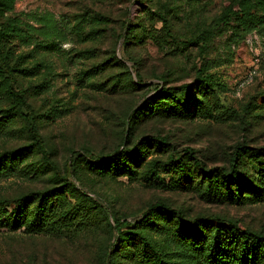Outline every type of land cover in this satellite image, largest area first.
I'll list each match as a JSON object with an SVG mask.
<instances>
[{"label":"rangeland","instance_id":"1","mask_svg":"<svg viewBox=\"0 0 264 264\" xmlns=\"http://www.w3.org/2000/svg\"><path fill=\"white\" fill-rule=\"evenodd\" d=\"M0 26L13 91L26 97L44 151L61 175L73 162L72 186L52 216L40 224L27 217L16 229L0 224V264H150L133 236L120 251L113 228L115 219L139 222L153 205L174 215L158 213L139 231L169 262L195 263L182 221L233 223L264 237V156L246 154L264 155V0H12ZM200 79L210 86L203 113L152 101L188 84L200 101ZM8 91L0 72L8 122L0 165L30 146L0 175V201L12 203L61 183ZM121 150L137 158L131 170L83 162ZM236 151L242 196L248 184L263 191L240 202L207 188L194 165L227 169Z\"/></svg>","mask_w":264,"mask_h":264},{"label":"trees","instance_id":"2","mask_svg":"<svg viewBox=\"0 0 264 264\" xmlns=\"http://www.w3.org/2000/svg\"><path fill=\"white\" fill-rule=\"evenodd\" d=\"M12 0H0V10L11 4ZM239 12H245V9L241 8ZM232 15H238L232 11ZM127 30V28H126ZM132 30H129L127 34H130ZM6 36L3 29L0 26V72L5 76L9 85L8 94L16 100V103L21 109H24L25 113L23 119L30 124L29 136L32 141V145L36 146L41 154L44 164L54 171L55 177L60 181L61 186L58 189H50L42 191L40 193H31L26 196H22L12 203H5L0 201V224L20 228L22 223L26 221L27 217L37 224L42 223L49 216H52L55 203L58 199L68 192V186L72 184L68 179L73 175V162L67 165L64 171V175H61L57 171L55 165L50 161L48 154L43 149V143L37 128L32 124V110L28 104L26 97L13 91L12 86L15 84L16 77L12 74V69L6 62V56L4 53L2 38ZM201 86L199 89L200 101H196L192 97L193 87L188 84L181 87L179 90L161 89L152 101L161 104L162 101H167V108L170 110H177L178 112L190 113L196 110L197 113H203L207 109L205 105L206 98L209 95L210 86L205 80L198 81ZM171 106V107H170ZM173 107V108H172ZM172 108V109H171ZM136 112H133V116ZM7 115L0 117V127H4L7 121L4 118ZM131 118V117H130ZM30 146L13 150L5 154L4 163L0 165V175L8 168L7 163L12 164L18 161L22 156L26 155ZM239 150V149H238ZM249 159L257 162L264 155H260L259 151L250 150L246 151ZM240 152L236 151L232 160L230 161L228 168H216L206 170L202 163L198 160H194V165L198 166L201 170L203 179L207 183V188H211L219 196L226 197L230 201L240 202L242 200H250L251 195H255L256 191L262 194V190H258V187H251L249 184L245 188L244 196L242 183L240 181L239 173V158ZM135 158V159H134ZM137 161V158L132 156L127 150H121L109 157L106 160H98L95 157H89L83 162L87 163L92 169L99 172L103 170H110V172L116 171L121 165L131 170L129 163L131 161ZM170 164L174 166H181L182 161L170 159ZM249 188V192L247 191ZM75 189V187H72ZM76 190V189H75ZM84 196V194H83ZM86 198V196H85ZM12 207V208H11ZM158 213H166L167 216L174 215L173 212L165 210V208L158 205L151 206L141 217V220L133 225H130L127 221L121 219L114 220V233L117 237L116 241L119 244V250H124L125 245L124 236H133L136 240L137 246L140 249V254L145 261L150 264H176L165 260L164 254L155 249L150 242L140 233L141 223L152 220ZM65 216V215H63ZM184 231L189 234L187 239L190 242L191 251L194 254V264H264V237L251 232L249 230L240 229L236 224L229 223L227 227L212 226L209 220H194L191 222L182 221ZM134 228V231L126 232L127 228ZM114 246H111L107 256L114 251Z\"/></svg>","mask_w":264,"mask_h":264}]
</instances>
